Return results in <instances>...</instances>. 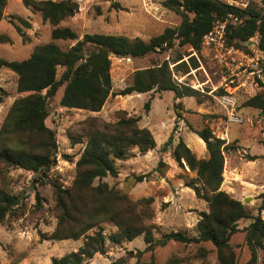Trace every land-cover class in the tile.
Listing matches in <instances>:
<instances>
[{
	"label": "rangeland",
	"instance_id": "374dc122",
	"mask_svg": "<svg viewBox=\"0 0 264 264\" xmlns=\"http://www.w3.org/2000/svg\"><path fill=\"white\" fill-rule=\"evenodd\" d=\"M253 5L264 15V0H250L248 8ZM160 10L162 12L157 17L150 10L154 17L149 13L143 22L133 25L118 3L97 0L88 11L77 12L74 17L63 21L60 27L71 28L80 39L85 34H105L148 42L165 29L175 28L181 23V18L174 12L164 7ZM10 16L24 18L30 27L21 25ZM52 29L39 12L26 8L22 0H8L4 18L0 21V37H7L9 42L0 40V58L10 62L23 61L45 44L53 42L67 50L76 43L53 41ZM234 49L236 52L231 54L226 51L218 54L203 44L199 51L176 44L168 51H157L132 62L120 61V57L113 56L112 95L100 112L61 107L60 100L65 89L62 87L50 102V116L46 121L47 126L56 132L58 155L57 164L45 178L46 184L38 185L41 202H38L32 189L36 175L14 168L4 175V169L0 167V188L24 197L23 206L0 225V264H52L53 258H62L80 249L84 238L77 241L49 239L57 226L53 185L57 182L66 188L76 178V162L85 149L86 141L73 145L69 136L80 139L88 123L95 122L98 128H103L115 123L122 112L127 117H140V127L152 132L157 147L146 154L139 149L132 150L128 160L116 161L119 176H108L101 182L127 195L132 202L153 200L148 205L151 214L143 216V221L152 226L156 242L172 232L196 236L198 221L203 213L208 212V204L198 199L194 190L187 186L189 181L196 178V174L189 170L184 161L181 164L172 156L181 138L199 159L208 157L205 143L192 132V128L202 130L208 127L215 138L225 140L230 145L231 150L225 153L222 190L241 201L256 216L264 200V115L261 110L246 106V102L264 93V51L259 48V37L252 38L245 47ZM192 58L196 59L199 67L191 68L186 74L178 66L182 62L191 66ZM164 61L170 63L178 83L190 86L203 95V103L200 104L195 97L176 100L173 92L117 95L132 84L135 71L154 67ZM63 71L59 70V75ZM17 86L18 76L9 69H0V95L7 94L0 105V130L15 100L24 96L18 93ZM224 97L232 100L233 105H224L221 102ZM147 102H150L148 112L145 110ZM232 113L245 122L229 123ZM171 137L172 145L164 150ZM65 155L73 160L66 159ZM139 176L147 177L143 182H137L136 177ZM98 184L99 180H96L95 185ZM262 216L264 218V211ZM251 222V219L241 220L238 224L240 231L231 238L236 264H248L251 260L244 231ZM99 230L106 236V253L97 254L84 264H220L217 249L211 243L183 244L171 241L164 246L157 243L153 250H149L144 235L132 242L114 245L108 237L117 231V227L113 223H103L90 231L89 235ZM257 264H264V248L258 253Z\"/></svg>",
	"mask_w": 264,
	"mask_h": 264
},
{
	"label": "trees",
	"instance_id": "16d2710c",
	"mask_svg": "<svg viewBox=\"0 0 264 264\" xmlns=\"http://www.w3.org/2000/svg\"><path fill=\"white\" fill-rule=\"evenodd\" d=\"M22 1L26 8L39 12L43 21L53 27V41H76L67 50L53 42L45 44L23 61L10 62L0 58V69H9L18 76L17 91L24 95L15 100L0 130V167L4 169V175L11 168L36 175L32 189L39 203L42 199L38 185L46 184L45 178H48V173L57 164L56 132L47 126L46 121L50 116V102L62 87L65 89L60 100L61 107L100 112L112 95L113 56L140 59L157 51H168L176 44L199 51L203 37L212 29L214 22L224 20L228 14L236 12L219 0H165L162 6L179 16L181 23L175 28L165 29L148 42L130 41L124 36L105 34H85L80 39L71 28L60 27L63 21L77 13V6L72 0ZM7 2L8 0H0V21L4 18ZM236 13L244 18V23L237 27L229 26L228 44L242 48L252 38L259 37V48L264 51V15L256 5ZM9 18L30 27L24 18ZM17 30L26 39L19 26ZM0 40L9 42L5 36L0 37ZM191 63L190 66L182 62L178 67L187 74L191 68L199 67L195 58L191 59ZM61 69L64 71L59 75ZM151 92H173L176 100L195 97L200 104L203 103L200 92L174 79L168 61L135 71L132 84L117 95L131 96ZM6 96V93L0 95V105ZM246 106L259 109L264 115V93L250 98ZM145 110L150 111V102L145 104ZM140 121V117H127L122 112L115 123L104 125L103 128H98L95 122L88 123L80 139L69 136L73 145L86 141V146L76 162L77 174L73 184L66 188L57 182L53 185L57 226L49 239L77 241L84 238L85 241L77 252L53 258L52 264H84L97 254H105L106 236L103 232L99 230L89 235L90 231L103 223H113L117 227V231L108 237L114 245L132 242L142 235L149 250H153L157 243L164 246L171 241L183 244L211 243L217 249L220 264H236L230 241L240 231L238 224L243 219L252 220L244 229L245 242L251 251L248 264H257L258 253L264 248V200L258 214L253 216L241 201L222 190L225 153L231 148L225 140L215 138L210 128H192V132L205 143L207 158L199 159L181 138L172 152L177 162L182 164L184 161L189 170L196 174V178L189 181L187 186L194 190L198 199L208 204V212L203 213L198 221L196 236L172 232L156 242L152 226L143 221V216L151 214L148 205L153 200L132 202L127 195L101 182L108 176H119L116 161L128 160L132 156V150L139 149L142 154H146L157 147L152 132L141 128ZM172 141L171 137L164 150H168ZM64 157L73 160L71 156ZM146 177L139 176L136 180L143 182ZM96 180H99L98 185H95ZM23 202L22 195L0 188V225L16 213Z\"/></svg>",
	"mask_w": 264,
	"mask_h": 264
},
{
	"label": "built area",
	"instance_id": "2783aa9c",
	"mask_svg": "<svg viewBox=\"0 0 264 264\" xmlns=\"http://www.w3.org/2000/svg\"><path fill=\"white\" fill-rule=\"evenodd\" d=\"M44 1H52V2H62L66 0H44ZM77 6V12H86L91 7L96 4L97 0H72ZM224 5L232 8L234 11H244L248 8L250 4V0H219ZM233 12L228 14V16L224 20H216L213 24L212 29L205 34L203 37L202 44L206 46L208 49L220 54V52L226 51L231 54L232 52H236L233 46H229L227 43V31L229 26L237 27L244 23V18L241 17L238 13ZM120 61H128L132 62L131 57H120ZM221 102L224 105H233V101L224 97ZM228 122L243 124L245 120L243 118H239L234 113L230 114Z\"/></svg>",
	"mask_w": 264,
	"mask_h": 264
},
{
	"label": "crops",
	"instance_id": "0c3cea01",
	"mask_svg": "<svg viewBox=\"0 0 264 264\" xmlns=\"http://www.w3.org/2000/svg\"><path fill=\"white\" fill-rule=\"evenodd\" d=\"M112 1L118 3L123 8L124 13L128 15V19L133 23V25H139L141 22L145 20L146 15L151 14L150 15L151 17L154 16L157 17V14L158 13L160 14V12H162V10H160L163 9L161 3L164 2L165 0H112ZM149 5L151 7H149ZM150 10H153L155 12L154 16H152V12Z\"/></svg>",
	"mask_w": 264,
	"mask_h": 264
},
{
	"label": "water",
	"instance_id": "95a60500",
	"mask_svg": "<svg viewBox=\"0 0 264 264\" xmlns=\"http://www.w3.org/2000/svg\"><path fill=\"white\" fill-rule=\"evenodd\" d=\"M262 20H264V16L262 17Z\"/></svg>",
	"mask_w": 264,
	"mask_h": 264
}]
</instances>
